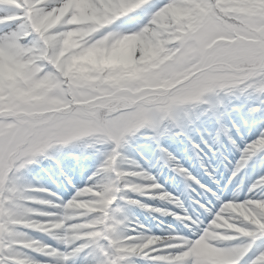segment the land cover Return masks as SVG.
Instances as JSON below:
<instances>
[{
  "label": "snow or ice",
  "instance_id": "6c2138e0",
  "mask_svg": "<svg viewBox=\"0 0 264 264\" xmlns=\"http://www.w3.org/2000/svg\"><path fill=\"white\" fill-rule=\"evenodd\" d=\"M0 10V264H72L82 255L85 264L89 257L92 264H208L197 255L205 240L224 252L227 264H264V131L241 147L217 116L216 141L222 134L240 153L227 177L228 199L188 173L160 142L166 125L183 134L192 109L209 105L207 114L223 107L221 93L264 98V0H0ZM124 42L133 45L127 63L117 55ZM262 110L248 109L251 115ZM142 133H151L147 138L178 173L219 201L218 207L196 201L205 219L173 212L167 214L182 227L167 235L125 230L127 216L117 202L148 207L120 195L145 189L127 178L154 181L120 168L122 149ZM85 140L111 145L91 182L66 203L36 199L33 191L46 190L34 189L25 173L41 159H56L53 149ZM249 162L262 174L246 180ZM160 199L184 207L167 192ZM19 226L47 233L63 250Z\"/></svg>",
  "mask_w": 264,
  "mask_h": 264
},
{
  "label": "rangeland",
  "instance_id": "374dc122",
  "mask_svg": "<svg viewBox=\"0 0 264 264\" xmlns=\"http://www.w3.org/2000/svg\"><path fill=\"white\" fill-rule=\"evenodd\" d=\"M2 27L4 26H0V28ZM132 46L131 42H124L121 44L117 52L120 62L127 63L129 61ZM219 99L223 101V107L218 106L213 108V110L207 112V114L202 113L209 105H200L191 110L190 118H185L183 120L182 137H179L177 132H172V129L175 128L174 125H166L169 131L160 141L161 144L166 146L175 156L180 166L185 168L188 173L216 193L222 190L223 187L217 183L220 177L218 178L215 176H222L225 174L227 177V175H230L231 169L229 163L233 161L235 164L240 158V153L237 152L238 157L228 151V148H232V145L228 143L226 137L222 134L220 142L216 141V132L220 127V124L217 122V116H220L221 122L231 129V135L237 140V143H239L241 147L251 138L257 136L261 131H264V110L254 115L249 114L248 111V109L253 106L261 107L264 105V98L247 95L239 96V94L236 96H225L221 93ZM210 100L213 105L217 103L216 97H210ZM254 117H257V119L255 120ZM239 119H241V121H239ZM233 124H235L236 127H233ZM237 127L240 129L239 133L236 131ZM253 128H258V131L250 136L243 135L245 131L253 130ZM150 135L151 133H142L132 138L129 144L122 149L124 158L120 160L121 170L126 172L147 173L154 177V181H149L143 175L128 177L127 180L131 184L144 185L145 189L142 193L132 192L130 190H125L121 193L122 196L138 200L141 204L147 205L148 207L128 205L123 200L117 202L125 209V215L127 216L125 230L132 235L139 232H143L146 235H167L172 229H179L182 226L176 219V216L168 215L167 213L174 212L178 215H183L185 212L184 207H189L192 203L196 204V201L199 200V197L193 195L192 192L196 194L200 192L209 195L205 192L204 188H201L193 180V184L186 183L187 188L192 191L188 193L189 197L184 198L178 193L177 189L172 186V184L177 182L176 180H178V178L171 176L169 172L173 167L176 168V164L166 161L160 153L157 144L153 140L147 138ZM88 144H92V146L88 147ZM194 144L200 146L199 151L193 146ZM212 145L215 146V148H212ZM110 148V144L94 143L93 141L85 140L65 148L53 149V156L57 154L64 162L68 161L71 164L67 167H60V163L57 162V166L53 172L46 171L45 177H39L36 178L35 181L27 182L34 189L46 190L33 191L31 194L38 200H49L52 201L53 204L59 205L66 203L67 200L71 199L75 194L76 189L91 182L89 181V177L97 170ZM77 150H79L81 154L77 153ZM191 159L200 166L202 170L201 175L191 168L192 163L188 164ZM40 167L41 166L35 164L32 165L30 169H38ZM251 169L253 168L251 167V162H249V166L244 172L247 173ZM260 172L262 171L260 170L259 173ZM209 173H211V175H209ZM65 174L71 178V183L65 178ZM242 175H244L243 172ZM213 177H215V179H213ZM254 177H256V175L253 176V178ZM153 182L160 184V189H151L147 187ZM163 192L169 193L170 197L179 199L184 205L183 209L178 208L173 199H160ZM31 206L41 211H51L57 214H63L64 211L62 208H54L51 205L32 203ZM156 209H161V211H156ZM193 211L197 213V209ZM202 217L203 216H200L201 219ZM33 219L47 220L49 218L34 216ZM133 229H135L134 232L131 231ZM18 230L27 233L33 240L49 244L53 247H59L63 250V246L58 245L57 242L45 232L24 228L22 226H19ZM192 235H194V233ZM23 251L41 262L49 259L41 253L31 249H23ZM222 253L224 252L212 247L206 241L197 248V255L207 260L208 264H224L222 262ZM72 264H85L84 256L82 255L74 259ZM87 264H92L91 257L88 258ZM137 264H144V262L138 261Z\"/></svg>",
  "mask_w": 264,
  "mask_h": 264
},
{
  "label": "bare ground",
  "instance_id": "6f19581e",
  "mask_svg": "<svg viewBox=\"0 0 264 264\" xmlns=\"http://www.w3.org/2000/svg\"><path fill=\"white\" fill-rule=\"evenodd\" d=\"M0 14H3V12H2V10H0ZM254 119L256 120L257 119V117H254ZM239 121H241V119H239ZM258 128H253V130H250V131H245V134L243 133V135L244 136H250V135H252V134H254V133H256L258 130H257ZM172 132H177V130H176V128H173L172 129ZM183 135H179V137H182ZM168 139V138H167ZM167 141V140H166ZM209 141V140H208ZM211 143V142H210ZM239 144V143H238ZM212 148H215V146H213L212 145ZM228 151L229 152H231L233 155H237V152L238 151H236V149L235 148H228ZM239 153V152H238ZM238 156V155H237ZM239 156H240V154H239ZM238 156V157H239ZM225 162V161H224ZM190 163H192V166H191V168H193L194 170H196L200 175H201V172H202V170H201V168H200V166L193 160V159H191V161H189L188 162V164H190ZM230 164V169L233 167V164H234V162L233 161H231V163H229ZM229 169V170H230ZM214 171V170H213ZM259 171H260V169L259 168H257V169H255V170H253V169H251V170H249L248 172H247V177H246V180H251V179H255V178H257L260 174H262V172H260L259 173ZM180 174V173H179ZM181 175V174H180ZM256 175V177H254L253 178V176H255ZM229 175H227V177H228ZM241 176H243L242 175V173H241ZM215 177H220V179H219V183H218V185H222V187H223V189L222 190H220L219 192H218V194H220L221 196H222V198H224V199H228L229 197H230V186H227L226 185V181H227V177L225 176V174L224 175H222V176H219V175H216ZM183 179V178H182ZM184 180L186 181V182H189V184H193V181L192 180H189V179H187V178H184ZM172 186L175 188V189H177V191H178V193L180 194V195H182V197H184V198H187V197H189V195H188V193L189 192H192L189 188H187V187H185L184 186V184L183 183H181V182H176V183H174V184H172ZM192 194L193 195H197L198 197H199V201H201V202H203V201H210V207H218L219 206V201H217L215 198H213V197H210L209 195H207V194H202V193H200V192H198L197 194L196 193H193L192 192ZM186 203H187V201H186ZM194 209H197V213H195L193 210ZM184 210L185 211H187L189 214H195V215H197V216H203L202 217V219H205V216H206V214H204V215H201V212H202V210L196 205V204H194V203H192L189 207H184ZM206 241V240H205ZM203 242L204 241H202L200 244H203ZM207 242V241H206ZM207 246V245H206ZM223 254V257H222V262L224 263V264H227V258H226V256H225V254L224 253H222Z\"/></svg>",
  "mask_w": 264,
  "mask_h": 264
},
{
  "label": "trees",
  "instance_id": "16d2710c",
  "mask_svg": "<svg viewBox=\"0 0 264 264\" xmlns=\"http://www.w3.org/2000/svg\"><path fill=\"white\" fill-rule=\"evenodd\" d=\"M59 160V159H58ZM53 166H54V162L52 161H49V162H46L42 168H38V169H35L33 168L32 170L30 169L29 171H27L25 173V176H26V181H30V180H35L36 177H39V176H42V171L44 172V170L47 168V169H53Z\"/></svg>",
  "mask_w": 264,
  "mask_h": 264
}]
</instances>
